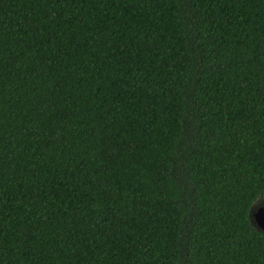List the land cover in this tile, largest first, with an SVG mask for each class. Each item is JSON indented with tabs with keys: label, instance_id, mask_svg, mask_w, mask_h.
Masks as SVG:
<instances>
[{
	"label": "trees",
	"instance_id": "1",
	"mask_svg": "<svg viewBox=\"0 0 264 264\" xmlns=\"http://www.w3.org/2000/svg\"><path fill=\"white\" fill-rule=\"evenodd\" d=\"M264 0H0V264H264Z\"/></svg>",
	"mask_w": 264,
	"mask_h": 264
},
{
	"label": "water",
	"instance_id": "2",
	"mask_svg": "<svg viewBox=\"0 0 264 264\" xmlns=\"http://www.w3.org/2000/svg\"><path fill=\"white\" fill-rule=\"evenodd\" d=\"M253 219L258 228L264 230V214L261 208H259L254 214Z\"/></svg>",
	"mask_w": 264,
	"mask_h": 264
}]
</instances>
